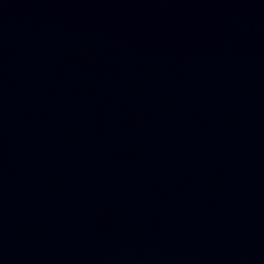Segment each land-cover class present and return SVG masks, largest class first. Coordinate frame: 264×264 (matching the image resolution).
<instances>
[{
  "label": "water",
  "instance_id": "1",
  "mask_svg": "<svg viewBox=\"0 0 264 264\" xmlns=\"http://www.w3.org/2000/svg\"><path fill=\"white\" fill-rule=\"evenodd\" d=\"M0 264H264V0H0Z\"/></svg>",
  "mask_w": 264,
  "mask_h": 264
}]
</instances>
